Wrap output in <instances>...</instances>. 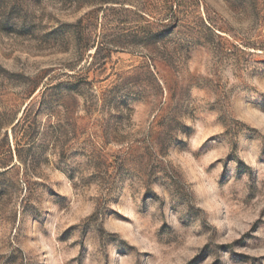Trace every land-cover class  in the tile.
<instances>
[{
	"label": "rangeland",
	"instance_id": "374dc122",
	"mask_svg": "<svg viewBox=\"0 0 264 264\" xmlns=\"http://www.w3.org/2000/svg\"><path fill=\"white\" fill-rule=\"evenodd\" d=\"M0 264H264V0H0Z\"/></svg>",
	"mask_w": 264,
	"mask_h": 264
},
{
	"label": "trees",
	"instance_id": "16d2710c",
	"mask_svg": "<svg viewBox=\"0 0 264 264\" xmlns=\"http://www.w3.org/2000/svg\"><path fill=\"white\" fill-rule=\"evenodd\" d=\"M85 48V47H84Z\"/></svg>",
	"mask_w": 264,
	"mask_h": 264
}]
</instances>
